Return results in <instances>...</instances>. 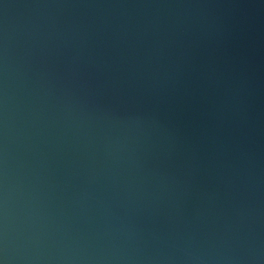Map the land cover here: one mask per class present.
<instances>
[{"label":"water","instance_id":"95a60500","mask_svg":"<svg viewBox=\"0 0 264 264\" xmlns=\"http://www.w3.org/2000/svg\"><path fill=\"white\" fill-rule=\"evenodd\" d=\"M0 264H264V0H0Z\"/></svg>","mask_w":264,"mask_h":264}]
</instances>
